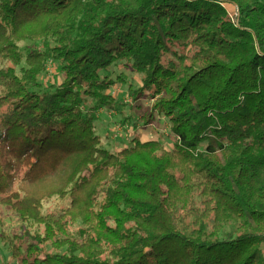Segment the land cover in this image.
<instances>
[{"label":"trees","instance_id":"1","mask_svg":"<svg viewBox=\"0 0 264 264\" xmlns=\"http://www.w3.org/2000/svg\"><path fill=\"white\" fill-rule=\"evenodd\" d=\"M118 64L170 148L104 147ZM0 129L15 264H264V0H0Z\"/></svg>","mask_w":264,"mask_h":264},{"label":"rangeland","instance_id":"2","mask_svg":"<svg viewBox=\"0 0 264 264\" xmlns=\"http://www.w3.org/2000/svg\"><path fill=\"white\" fill-rule=\"evenodd\" d=\"M25 48L41 50V44L28 43ZM111 81L108 92L118 101V109L101 110L95 123L97 134L102 137L104 147L111 152H117L128 146L134 134L138 132L143 141L160 140L165 147L170 148L174 139L171 137L167 121L161 118L156 119L150 125H145L140 118L141 113L136 104L143 106V108H149L151 102L141 100L135 103L132 101L128 86L132 85L133 88H138L140 76L132 73L124 65L118 64L111 69ZM41 82L51 92L62 83V78L54 62H48ZM33 163L34 160L31 158L25 160L17 176L16 184L25 177ZM49 204L47 203L46 206ZM1 217L3 225L0 226V264H13L8 246L1 239V233L10 235L17 230L20 222L14 213L5 208L1 212Z\"/></svg>","mask_w":264,"mask_h":264},{"label":"crops","instance_id":"3","mask_svg":"<svg viewBox=\"0 0 264 264\" xmlns=\"http://www.w3.org/2000/svg\"><path fill=\"white\" fill-rule=\"evenodd\" d=\"M137 133H138V132H137ZM171 137H172V135H171ZM172 138H173V137H172ZM173 139H174V138H173ZM10 257H11V255H10ZM11 261H12V260H11ZM12 263L15 264L16 262H15V261H12Z\"/></svg>","mask_w":264,"mask_h":264}]
</instances>
